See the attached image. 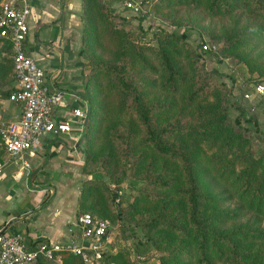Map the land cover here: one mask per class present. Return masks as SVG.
Masks as SVG:
<instances>
[{"label":"trees","instance_id":"16d2710c","mask_svg":"<svg viewBox=\"0 0 264 264\" xmlns=\"http://www.w3.org/2000/svg\"><path fill=\"white\" fill-rule=\"evenodd\" d=\"M182 4L201 6L211 18H228L229 23L219 25L221 49L242 61L247 62L240 51L249 45L250 37L264 39V0L154 1L157 8ZM80 5L84 32L98 34L116 58L115 63L100 62L85 95V159L90 149L95 152L104 144L111 108L134 115L117 138L123 145L121 163L130 161L144 179L145 188L138 189L134 199L142 196L149 204L141 208L147 216L142 222L143 238L135 244L160 252L142 263L262 264L264 159L254 154L239 125L242 111L233 119L228 116L224 84L198 64L205 50L189 51L183 30L164 29L155 44L140 43L114 20L110 4L80 0ZM13 82L10 42L4 39L0 96L7 97L16 88ZM154 87L162 96L148 97V88ZM84 167L82 163V171ZM91 194L90 188L80 189L76 214L91 213L87 208L96 205L87 201ZM60 256L66 264H83L72 252L63 250ZM107 262L138 264L121 251L110 253Z\"/></svg>","mask_w":264,"mask_h":264},{"label":"rangeland","instance_id":"374dc122","mask_svg":"<svg viewBox=\"0 0 264 264\" xmlns=\"http://www.w3.org/2000/svg\"><path fill=\"white\" fill-rule=\"evenodd\" d=\"M102 1L110 4L114 20L140 43L155 44L156 35L164 29L174 32L183 30V42L189 51L195 54L201 52L200 49L205 50L203 55H199V59L196 58L198 64L205 67L216 82L224 84L228 116L233 119L242 111V116L238 117L239 125L250 138L254 154L264 159V93L256 95L252 89L255 82L264 84V71L261 72L264 70V39L250 37L249 45L240 51L247 58L245 62L233 53L221 49L224 43L221 38L218 39L219 25L229 23V19L208 17L201 6L182 4L157 8L154 7L155 0H130L138 5L134 11L124 4L128 0ZM84 24L85 17L79 14L78 25L75 27L76 38L71 40L69 53L77 62V71L86 95L94 81V71L100 68V62L115 63L116 58L114 52L102 44L98 34L96 36L94 31L84 32ZM258 67L259 72L256 69ZM148 90L150 98L162 96L158 87ZM245 93L248 95L245 96ZM109 98L114 101L113 97ZM111 111L104 144L95 152L90 149L87 159L81 131L82 155L75 177L71 175L74 177L71 185L76 189L77 195L82 187L90 188L92 194L87 201L96 202V205L87 209L91 214L102 216L107 221L98 264H113L107 262V257L115 251H121L130 260L143 264L142 260H153L160 252L147 244H135L137 238H143L142 222L147 216V212L141 211V208L149 204L145 203L142 196L134 199L139 194L138 189L145 188L144 179L133 171L130 161L124 162L125 165L121 163L123 160L121 161L119 152L123 145L117 138V133L126 130L134 115L113 108ZM172 117H164L163 122ZM99 141L100 138L97 143ZM82 163L85 165L83 171ZM113 192L115 195H112ZM134 200L135 205L132 204Z\"/></svg>","mask_w":264,"mask_h":264},{"label":"crops","instance_id":"0c3cea01","mask_svg":"<svg viewBox=\"0 0 264 264\" xmlns=\"http://www.w3.org/2000/svg\"><path fill=\"white\" fill-rule=\"evenodd\" d=\"M25 50L42 67L50 89L62 91L54 105L56 119H68L66 133H42L39 144L22 157L30 164L27 175L14 177L17 165L5 152L0 170V229L20 232L25 239L77 240L75 223L77 191L71 185L82 155L80 131L71 108H86L77 62L70 56L71 40L76 38L81 10L80 0H30ZM15 84V81L13 82ZM19 105L0 96V121L11 120ZM74 175V177H71ZM22 264H66L59 256Z\"/></svg>","mask_w":264,"mask_h":264},{"label":"built area","instance_id":"2783aa9c","mask_svg":"<svg viewBox=\"0 0 264 264\" xmlns=\"http://www.w3.org/2000/svg\"><path fill=\"white\" fill-rule=\"evenodd\" d=\"M29 2L30 0H0V45L4 39L10 42L16 87L6 98L19 105L18 113L11 120L0 121V147L16 163L17 171L13 174L16 178L22 173L28 174L30 164L22 155L39 144L42 133H66L71 129L70 120H60L53 116L54 105L61 100L62 91L54 85L50 89L42 67L25 50ZM124 2L131 10H137V4L130 0ZM252 89L256 95H261L264 93V84L255 82ZM70 111L78 121L81 134L87 117L86 108L74 106ZM2 165L0 159V170ZM75 223L79 231L78 239L61 242L28 240L20 232H7L1 228L0 264L53 259L63 250L79 256L83 264H98L99 250L106 236V219L89 212H80L75 217Z\"/></svg>","mask_w":264,"mask_h":264},{"label":"water","instance_id":"95a60500","mask_svg":"<svg viewBox=\"0 0 264 264\" xmlns=\"http://www.w3.org/2000/svg\"><path fill=\"white\" fill-rule=\"evenodd\" d=\"M88 114V107H86V116ZM5 227H3L1 230H3Z\"/></svg>","mask_w":264,"mask_h":264}]
</instances>
